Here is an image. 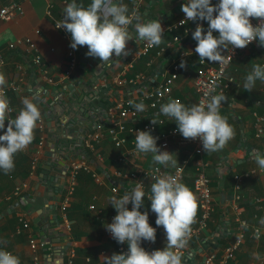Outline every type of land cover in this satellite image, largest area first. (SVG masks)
<instances>
[{"label": "crops", "instance_id": "1", "mask_svg": "<svg viewBox=\"0 0 264 264\" xmlns=\"http://www.w3.org/2000/svg\"><path fill=\"white\" fill-rule=\"evenodd\" d=\"M12 2L19 4L20 11L15 12L9 20H0V52L5 61L0 72L5 75L7 82L4 91L9 100L8 116L14 119L18 115L23 107L24 97L34 98L33 102L40 109L43 123L41 128L37 125L35 138L27 149L15 154L14 169L8 174L0 170V250L17 256L20 264H32L33 254L27 241L28 232L21 229L19 220L28 222L30 232L41 242L39 230L33 221L38 217L41 220L51 219L52 212L38 215L42 207V198L37 199L36 194L38 192L43 194L44 186L38 183L39 175L51 153L60 145L59 140L62 139L61 134L57 133L61 128L60 121L65 114L59 107L60 102L68 103L72 95H78L82 90L89 89L88 82H93L95 89H98L101 94L107 92L98 101L109 100L112 103L106 109L104 116L96 115V120L102 118L101 123L106 127L109 119L116 118L118 103L138 98L145 90L146 82L153 84L160 82L165 69L183 55L182 60L186 61V67L179 66L178 79L171 89L170 97L171 100L179 99L183 104L191 107L196 103L193 78L199 59L198 54L195 53L197 42L192 39V33L197 24L202 25L206 33L208 22H188L186 26L188 33H184L183 29L169 31L168 28L171 25L185 18L181 5L187 0H157L156 2L115 0L117 3L127 5L129 13L136 9L145 22L159 20L164 30L163 42L159 46H154L147 56L139 58L137 57L139 49L143 43L147 42L138 44L140 41L136 42L133 38L127 43L129 52L127 56H113L109 63H100L98 58L86 56L88 51L86 46L73 50L69 46L70 34L55 27L56 23L63 18L64 8L72 0H0V5L7 6ZM76 2L87 7L91 0H76ZM218 2L219 0H212L213 5ZM250 19L252 23L255 18ZM129 31L134 32L132 26L129 27ZM213 34L218 36V33ZM174 38L178 40L173 41ZM25 39H29L35 45L34 47L42 57L46 74H42L31 64L30 53L23 43ZM12 43L16 44V49L9 51L7 46ZM70 51L73 52L77 64L71 71L70 77L65 78L64 73ZM205 62L210 67L216 64L207 60ZM255 64H264V47L259 45L258 40L233 59L226 73L227 77L233 78L234 82L223 91L227 96V102L222 103L220 113L228 118V123L235 130V136L223 150L211 153L203 151L201 157H196L192 155V150L188 146L178 147L171 142L167 148L161 149L157 143L161 151L172 153L173 158L178 161L177 165L183 160L188 162L182 183L192 192L193 178L198 166H201L203 173L209 179V184L213 186L217 184V189L211 187L214 211L206 230L190 238L184 249L185 254L195 250V255L187 264H200L205 256L212 252L216 256L215 264H220L224 250L236 240L239 221L246 222L249 227L244 229V239L234 253V258L227 264H264V226L259 224V220L264 218V173L258 172L260 169L253 158L257 152L264 154V135L261 138L254 135L255 115L264 117V83L257 80L251 92L243 87L246 76ZM136 78H142L143 81L138 79L134 84L130 83ZM77 84L73 91L69 89ZM167 102L169 101H164V104ZM157 116L167 120L165 129L177 127L170 117L155 112L153 119L156 120ZM80 121L79 125L85 128L83 120L80 119ZM7 123L6 120L5 128L0 130V135L6 131ZM92 126L94 124H91ZM161 130L159 128L157 133ZM90 132L87 130L83 139ZM75 135V139L81 137L78 132H75ZM127 139L126 147L116 149L110 140L103 138L93 151H88L89 154H86L82 145L79 153L75 146L71 147L72 142L63 145L64 148H70L73 157H77L76 161H84L90 172L101 177L103 184H98L92 174L79 173L75 191L66 210L70 230L65 232L61 226L59 205L65 194L67 173L58 180L57 193L53 195L57 198V226L54 228L57 234L46 239L43 242L44 247L37 250L40 264H68L70 251L74 253L72 264H104L102 256L110 257L114 253L120 254L117 251L119 243L106 234V225L117 214L116 210L109 205V197L112 196L111 185L119 187L116 197L121 198L125 192L134 189L137 183L135 181L121 182L120 175L155 166L165 171L173 169L171 166L165 167L154 163L151 153L134 152L130 146L131 139L129 137ZM121 157H125L126 161H120ZM33 159H36V164L32 168ZM71 163L72 161H68L65 164L69 168ZM253 170L257 172L243 179L239 191L240 199L234 202L231 183L233 176ZM54 176L55 173L50 170L48 178ZM152 183L142 184L145 198L140 211L148 213L149 223L153 227L156 225L157 217L151 211V201L148 199L151 195ZM219 183L223 184L226 195L224 205L219 204ZM23 185L26 187L22 188ZM15 188L20 189L18 194L14 193ZM34 199L36 202L31 203ZM91 206L95 209L91 210ZM33 211L35 212L32 213ZM199 213L198 205L196 219ZM251 226L260 227L259 240L251 236ZM191 227L193 230L196 222ZM156 232L154 243L141 242L145 250H162L166 246V234L163 227H159ZM124 244L128 251L127 243ZM62 250H64L63 256H61ZM254 252L260 253L261 260L253 258Z\"/></svg>", "mask_w": 264, "mask_h": 264}, {"label": "clouds", "instance_id": "2", "mask_svg": "<svg viewBox=\"0 0 264 264\" xmlns=\"http://www.w3.org/2000/svg\"><path fill=\"white\" fill-rule=\"evenodd\" d=\"M187 21H207V32L202 25L197 24L192 33L195 40V53L199 61L218 62L222 69L225 66L223 50L229 46L232 49H243L253 41L264 47V0H219L215 5L212 0H187L181 5ZM250 18H257L259 23L254 26ZM132 26L134 32L129 31ZM70 34V47L73 50L86 46V56L98 58L100 63H109L113 56L121 57L129 54L127 43L130 39L146 41L148 47L159 46L163 42V28L159 20L143 21L136 9L129 13L128 6L115 0H91L85 7L72 0L64 8L63 19L55 25ZM218 33V36L213 33ZM181 68L186 67V61H181ZM264 83V66L255 64L246 76L244 89L251 92L256 81ZM5 75L0 72V130L7 129L0 135V170L10 173L14 167V156L24 151L33 142L35 129L41 119V112L34 98L24 97L23 107L18 115L9 118V100L4 91ZM214 91V89H213ZM207 101L191 107L179 99H172L161 105L160 113L170 117L177 124L178 132L185 138L202 142L206 153L223 150L235 136V130L228 123V118L221 115L222 103L227 102V96L221 92L211 95L205 92ZM136 111L143 112L146 105L141 101H128ZM153 125L157 120L151 119ZM158 137L150 131L140 130L135 135L137 152L151 153L153 162L165 167L177 166V159L172 153L161 151L157 146ZM254 160L260 171L264 173V154L257 152ZM156 171H159L157 169ZM151 184V211L156 214V225L162 226L166 234V246L161 250L146 251L142 241L155 242L156 228L149 223L147 212L140 209L144 203L143 185L137 183L131 191L125 192L121 198L115 195L109 197V205L116 210L112 222L106 225L118 243H127L126 253H114L110 257L102 256L104 264H182L184 250L192 235V225L196 222L198 213L197 197L188 186L172 175L153 176ZM131 204V210L128 205ZM264 226V218L259 220ZM241 227L247 229L246 222ZM261 229L255 228L253 237L259 240ZM253 258L261 260V255L254 252ZM0 264H20L17 256L11 252L0 250Z\"/></svg>", "mask_w": 264, "mask_h": 264}, {"label": "built area", "instance_id": "3", "mask_svg": "<svg viewBox=\"0 0 264 264\" xmlns=\"http://www.w3.org/2000/svg\"><path fill=\"white\" fill-rule=\"evenodd\" d=\"M20 11V6L16 2H12L7 6H1L0 5V20L6 21L11 19L13 14L15 12ZM61 18L60 20H62ZM185 19V18H184ZM181 19V20H184ZM59 20V21H60ZM176 22L175 24L171 25L168 30L174 31L176 29H183L184 33H188L187 23L190 21H186L185 24L181 25L180 21ZM259 23V20L255 18L252 22L254 26H256ZM63 30V29H59ZM177 38H174L173 41H177ZM23 43L26 45L28 49V53H30V61L31 64L38 68V70L42 74H46L47 71L44 69L43 66V60L40 54L38 53V50L35 45L29 40L25 39L23 40ZM255 41L247 45L243 49H232L230 46L227 50H225L222 55L225 56V66L222 69V66L216 62L214 66L207 65L205 61L201 62L198 59V68L195 72L194 78H193V84L194 89L196 93V103L199 104L202 100L207 101V99H210V97H205V92H210L211 95H216L229 87L230 84L234 82L233 78L227 77L226 73L227 70L233 61V59L245 51L249 46L254 44ZM16 44L12 43L7 46L9 51H14L16 48ZM153 49V47H148L147 43H143L141 48L139 49V52L137 54V57H145L148 55V53ZM69 61L67 64V68L64 73L65 78H69L71 75V71L76 66L77 61L73 54V52L68 53ZM183 58V55H180V57L171 63V65L165 69L164 74L162 75V79L160 82L153 84L150 82L145 83V90H143V93L134 101L136 103H140L141 101L146 105V110L143 112H138L136 109L129 105L127 100L121 101V103L117 104V116L116 118H111L108 120V125L105 127L101 122L94 123V126H92L91 132L86 136V138H82V147L85 151H93L96 146L100 144L103 138H106L110 140V142L113 144V146L116 149H122L127 146L128 144V137L131 139L130 146L134 152H137L135 148V135L137 131L140 130H147L150 131L151 134L155 137H158L157 143L161 149H165L169 146V143L173 142L178 147H190L192 150V155L196 157H201L203 153V147L202 142L197 138L196 140L191 139H185L177 130V127H171L167 128V120L164 117H158L157 116V122L158 124L153 125L151 123V119H153V114L155 112L160 113V107L164 104V101H170L171 100V89L175 82L178 79V73H179V65L181 63V60ZM5 61L3 54L0 52V70L4 67ZM264 66V64H261ZM141 81H143L142 78H138ZM137 78L131 81L130 83L134 84L135 81L138 80ZM264 87V86H263ZM214 89V91H213ZM132 100V99H130ZM64 104L60 102L59 107L60 109H63ZM10 111V110H9ZM161 114V113H160ZM42 118L38 121L37 125L39 128L42 127ZM61 124V123H60ZM62 127V124H61ZM161 128L162 130L157 133V130ZM254 129H255V136L257 138H261L264 135V117L260 115H255V123H254ZM82 150V151H84ZM84 160V158H82ZM77 157L72 161L69 168H67V180H66V186H65V194L63 196V199L59 205V215H60V221L61 226L65 232L70 230V224L67 220L66 216V210L68 207V203L75 191V185H76V178L79 175V173H89L92 174L93 179L98 184H103V179L96 174L90 172L88 165L84 163V161H76ZM120 161H126L125 157H121ZM188 162L186 160L181 161L175 168L165 171L159 166L151 167V168H145L140 169L136 172H131L128 174H122L120 175L121 182H130L135 181L136 183L144 184L145 182H154L153 176H161V175H172L177 177L180 182H183L185 177V169ZM36 164V159L32 160L31 166L32 168ZM159 169V171H156ZM257 171L253 170L249 173L242 174V175H235L233 176L232 180V191H233V201L237 202L239 198V191L241 188V182L244 178L248 177L251 174H255ZM259 173H262L260 170ZM210 181L207 178V176L203 173L201 166H198L196 169V173L193 178V192L198 200L199 205V217L196 219V227L192 230V237L200 235L203 230H206L208 222L210 221L211 215L214 211V201L212 197V191L210 186ZM26 186L23 185L22 188H25ZM119 187L117 185H111L110 192L111 195H117L118 194ZM20 189L15 188V194H18ZM132 205L129 204V208H131ZM91 210H94V206L90 207ZM113 220V219H112ZM110 221V223L112 222ZM21 222V229L28 232L27 234V241L29 248L33 254L32 258V264H40L39 258L37 257V250L42 249L44 247L43 242H39L34 235L30 232V225L28 222L20 219ZM241 222L239 221V231L238 235L236 237V240L231 244L228 248L224 250L223 258L220 261V264H227L230 260L234 258V253L238 250L239 246L241 245L244 234H245V228L241 227ZM109 223V224H110ZM156 228V231H158L159 227L161 226H153ZM249 227V226H248ZM259 226H251L250 230L252 231L251 236L253 237V233L255 228ZM260 228V227H259ZM157 233V232H156ZM106 234L108 236H112L110 232L106 230ZM254 238V237H253ZM117 251L119 253H126L127 249L125 248V244H120L117 247ZM147 251V250H146ZM149 252L153 251L152 249L148 250ZM183 256L182 259L185 256L184 250H182ZM74 257L73 251L69 252V259L68 264H72V258ZM215 254L209 253L204 258V264H215Z\"/></svg>", "mask_w": 264, "mask_h": 264}, {"label": "water", "instance_id": "4", "mask_svg": "<svg viewBox=\"0 0 264 264\" xmlns=\"http://www.w3.org/2000/svg\"><path fill=\"white\" fill-rule=\"evenodd\" d=\"M157 0H153L156 2ZM143 43L140 41L138 44ZM137 47V46H136ZM89 89L82 90L78 95L74 94L70 97L68 103H64L62 112H64V116L62 117L60 123L62 127L57 131L58 134H61L62 139H60V145L56 150H54L49 159L46 162V165L43 167L41 174L39 175V184L43 185L44 190L43 194L38 192L36 194V198H42V207L40 209V213L45 214L48 211L52 212L51 219L46 218L41 220L39 217L34 219L33 223L39 230V234L41 237V242H45L46 239H50L52 236L57 234L54 231V228L57 226V210H56V202L57 198L53 197L54 194L57 193V182L62 178V173L64 174L67 170L68 166H66V162L73 161L75 158L70 152V148H64L63 145L66 143H71L72 146H75L77 149V153L80 151V146L82 143V138L86 134V131L92 130L91 124L99 123L100 120H96V115L104 116L106 109L112 104L109 100H104L103 102H99V98H103L107 92H103L101 94L98 89H95L94 83L88 82ZM78 86H71L69 89L74 90ZM108 91V90H107ZM78 93V92H77ZM92 112V114H91ZM72 115H75L73 118H70ZM80 119H82V123H85V128L79 125L81 123ZM75 132L81 134V137L76 138ZM74 137V138H73ZM74 141H73V140ZM52 170L55 173V176L52 178H48L49 171ZM219 204L224 205L226 202V195L223 188V184L219 183ZM36 199L31 200V203H35ZM52 204H49L51 203ZM33 211L32 213H34ZM59 241V240H57ZM47 243V242H46ZM64 250L61 251V256H63ZM195 255V250L185 254L183 258V264H187L189 260ZM200 264H204V259Z\"/></svg>", "mask_w": 264, "mask_h": 264}, {"label": "trees", "instance_id": "5", "mask_svg": "<svg viewBox=\"0 0 264 264\" xmlns=\"http://www.w3.org/2000/svg\"><path fill=\"white\" fill-rule=\"evenodd\" d=\"M12 1H18V0H12ZM3 4H4V3H3ZM5 5H6V3H5ZM86 154H89V152L86 151ZM216 182H217V180H216ZM214 185H215V186H213L212 184H210L211 187L217 189V184H214Z\"/></svg>", "mask_w": 264, "mask_h": 264}]
</instances>
